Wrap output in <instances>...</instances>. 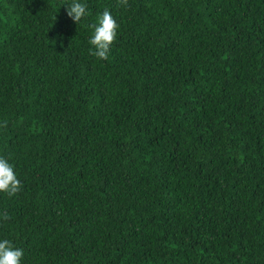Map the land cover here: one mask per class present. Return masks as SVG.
Returning <instances> with one entry per match:
<instances>
[{"label": "trees", "instance_id": "16d2710c", "mask_svg": "<svg viewBox=\"0 0 264 264\" xmlns=\"http://www.w3.org/2000/svg\"><path fill=\"white\" fill-rule=\"evenodd\" d=\"M128 4L0 0V156L22 185L0 240L21 264H264V0Z\"/></svg>", "mask_w": 264, "mask_h": 264}, {"label": "clouds", "instance_id": "9594fccd", "mask_svg": "<svg viewBox=\"0 0 264 264\" xmlns=\"http://www.w3.org/2000/svg\"><path fill=\"white\" fill-rule=\"evenodd\" d=\"M118 5L128 7V0H118ZM66 11L73 22L79 24L81 18L86 15V6L80 2H74L67 7ZM92 27L94 34L89 44L93 46L94 51L91 54L98 59L106 60L110 46L116 40L119 24L111 12L105 9L98 17V24ZM21 187V181L17 178L13 166L6 158L0 156V193H6L8 197H12L19 193ZM9 219L7 212L3 213V220ZM23 255V250L15 248L10 240H0V264H21Z\"/></svg>", "mask_w": 264, "mask_h": 264}]
</instances>
